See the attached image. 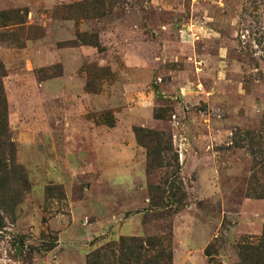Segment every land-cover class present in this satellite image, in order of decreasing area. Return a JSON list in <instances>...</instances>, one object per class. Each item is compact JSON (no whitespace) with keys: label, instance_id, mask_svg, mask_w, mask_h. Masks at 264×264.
Instances as JSON below:
<instances>
[{"label":"rangeland","instance_id":"1","mask_svg":"<svg viewBox=\"0 0 264 264\" xmlns=\"http://www.w3.org/2000/svg\"><path fill=\"white\" fill-rule=\"evenodd\" d=\"M0 68V264H85L120 237L248 264L264 0H0Z\"/></svg>","mask_w":264,"mask_h":264},{"label":"trees","instance_id":"2","mask_svg":"<svg viewBox=\"0 0 264 264\" xmlns=\"http://www.w3.org/2000/svg\"><path fill=\"white\" fill-rule=\"evenodd\" d=\"M2 76L0 68V77ZM3 99L0 84V115L3 114ZM1 130V126H0ZM143 131L141 128L134 129L133 133L139 145L142 144ZM146 148V146H144ZM259 246L247 247L237 245V255L241 263L264 264V233L260 239ZM205 255L209 256L207 249ZM169 252L165 245L156 238H137L120 237L116 242H109L96 251L86 255L85 264H169Z\"/></svg>","mask_w":264,"mask_h":264}]
</instances>
